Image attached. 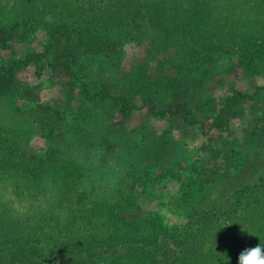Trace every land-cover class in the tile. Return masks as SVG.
I'll use <instances>...</instances> for the list:
<instances>
[{
    "label": "rangeland",
    "instance_id": "374dc122",
    "mask_svg": "<svg viewBox=\"0 0 264 264\" xmlns=\"http://www.w3.org/2000/svg\"><path fill=\"white\" fill-rule=\"evenodd\" d=\"M87 1L0 0V26L22 21L31 50H43L59 27L73 39L82 37L84 46L85 41L102 44L77 66L88 62L97 88L111 87L134 107L122 114L112 101L89 103L60 77L37 78L33 68L16 73V87L0 96V139L8 146L1 142L0 154L32 162L38 172L26 179L11 165L12 174H0V204L12 219L24 221L25 231L17 236H45L53 229L67 233V225L74 224L70 234L81 229L108 239L115 233L113 211L129 217L128 223L136 218L178 224L190 204L183 210L174 206L184 190L167 169L181 170L195 203L218 197L229 174L247 172L253 181L264 170V139L248 144L259 107L245 103L229 114L224 130L204 136L200 124L153 117L144 105L150 97L160 108L175 111L188 101L194 116L205 120L234 92L251 93L263 85L264 63L252 72L234 66L242 49L264 46V0H156L159 9L126 13L120 27L109 26L113 16L101 8L95 38L88 30L94 32L87 24ZM231 141L239 149L246 143L245 155L233 159L234 151L224 146ZM194 170L219 173L208 182L188 179L197 174ZM96 206L102 209L93 215ZM61 225L65 232L59 231Z\"/></svg>",
    "mask_w": 264,
    "mask_h": 264
},
{
    "label": "trees",
    "instance_id": "16d2710c",
    "mask_svg": "<svg viewBox=\"0 0 264 264\" xmlns=\"http://www.w3.org/2000/svg\"><path fill=\"white\" fill-rule=\"evenodd\" d=\"M160 3L156 0H88L84 10H88L87 24H93L94 32L88 29L90 36L96 37L94 28L101 8H107L113 16L109 26L120 27V22H125L124 14L136 16L143 10L152 12L156 7L160 8ZM22 23L18 20L16 23L0 26V96L7 95L16 87L14 78L18 71L33 68L37 78L60 77L65 86L79 90L89 103L97 105L112 101V104L121 108L122 114L131 113V108L134 107H129L126 96L114 92L106 85L99 88L94 85L88 75L91 67L88 62H82L80 68L77 66L81 58L98 52L102 44L85 41L84 46L82 37L73 39L66 29L59 27L61 29L50 32L51 39L43 50H31L25 44L27 30ZM115 44L112 46H116ZM242 51L244 53L234 66L235 69L252 72L260 63H264V46ZM227 99V102L217 107L215 116L205 120L194 116L193 111L189 110L188 101L181 102L175 111L160 108L150 97L144 99V105L148 114L153 117L181 118L200 124L202 134L210 136L213 132L224 130L229 114L248 103L259 107L258 117L254 118L252 125L253 140L248 144L252 145L259 136L264 139V84L256 86L251 93L234 92ZM1 142L4 144L2 147L8 148L5 141L0 139V145ZM236 143L231 141L224 145L225 148L229 146L228 150L234 151L233 159L246 153V143L240 145L241 149ZM12 156L6 152L0 154V174L8 171L11 165L17 166V171L26 179L38 174L33 169L32 162H18ZM35 162L40 167L45 163ZM180 171L167 169L171 179L180 183L181 190H184V196L179 197L174 206L179 210L190 204L184 209L183 222L168 226L160 219L149 222L135 218L128 223L126 219L129 217L123 218L119 215L120 212L113 211L112 214L117 215L116 218H111L115 233L108 239L84 235L81 229H78L76 235L70 234L75 231L74 224L67 225V233L53 229V233L45 236H17V232L25 231L24 221L12 219L5 206L0 204V264H238L239 254L244 249L264 243V170L253 181H250L247 172L229 174L225 176L226 184L221 187L218 197L207 196L196 203L194 196L184 189ZM194 171L197 174H190L188 179L205 177L208 182L219 173L216 170L202 175L197 170ZM70 187L69 191H72L74 185ZM118 208L122 210L121 207ZM101 209L96 206L97 211L92 214L99 213ZM78 215L77 212L75 217ZM82 225L80 222L81 228ZM62 227H59V231L65 232ZM122 228L127 229V236L121 234Z\"/></svg>",
    "mask_w": 264,
    "mask_h": 264
},
{
    "label": "clouds",
    "instance_id": "9594fccd",
    "mask_svg": "<svg viewBox=\"0 0 264 264\" xmlns=\"http://www.w3.org/2000/svg\"><path fill=\"white\" fill-rule=\"evenodd\" d=\"M238 264H264V243L244 249L239 254Z\"/></svg>",
    "mask_w": 264,
    "mask_h": 264
}]
</instances>
